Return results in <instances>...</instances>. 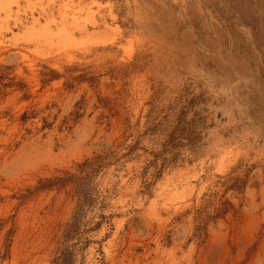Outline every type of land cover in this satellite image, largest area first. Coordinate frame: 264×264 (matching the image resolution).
I'll return each mask as SVG.
<instances>
[{
	"label": "rangeland",
	"instance_id": "1",
	"mask_svg": "<svg viewBox=\"0 0 264 264\" xmlns=\"http://www.w3.org/2000/svg\"><path fill=\"white\" fill-rule=\"evenodd\" d=\"M0 264H264V0H0Z\"/></svg>",
	"mask_w": 264,
	"mask_h": 264
}]
</instances>
